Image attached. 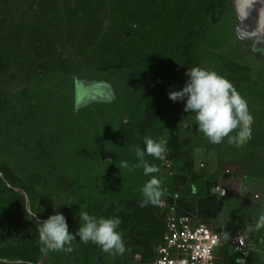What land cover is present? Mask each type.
<instances>
[{"label":"rangeland","instance_id":"rangeland-1","mask_svg":"<svg viewBox=\"0 0 264 264\" xmlns=\"http://www.w3.org/2000/svg\"><path fill=\"white\" fill-rule=\"evenodd\" d=\"M249 1L0 0V264L146 261L168 215L197 210L234 177L253 185L252 198H216L202 222L230 238L253 234L264 264V228L249 230L264 214V2L250 10ZM193 67L226 78L247 102L254 121L242 146L210 143L184 102L168 98ZM78 81L106 82L114 101L75 111ZM145 136L167 137V154L146 156L163 195L141 207L151 177L117 166L137 162ZM57 211L72 233L80 211L119 218L125 251L79 237L70 253L42 251L39 220Z\"/></svg>","mask_w":264,"mask_h":264},{"label":"clouds","instance_id":"clouds-1","mask_svg":"<svg viewBox=\"0 0 264 264\" xmlns=\"http://www.w3.org/2000/svg\"><path fill=\"white\" fill-rule=\"evenodd\" d=\"M185 85L178 91H169L168 98L175 102H184V111L195 114V123L212 144H220L226 137L229 144L242 146L251 139L254 117L248 111L247 102L241 97L233 84L215 71L200 67L188 69ZM115 99L109 90V85L104 81L85 83L77 82V97L74 110L79 111L91 103H111ZM238 130V131H237ZM235 133V135H232ZM145 147L135 148L137 162L129 164L122 160L117 166L129 172L142 168L143 173L151 178L141 189L145 198L141 207L148 203H160L161 181L153 175L160 171L155 164H150L146 156L164 159L167 154V137L158 140L150 136L144 138ZM111 161V159L107 160ZM111 164V163H109ZM80 226L75 233L69 231L66 217L61 212L50 215L46 220H39V241L43 245L42 251L72 252L71 244L79 240L98 245L105 253L122 254L125 251L122 234L117 231L122 221L117 217H100L90 215L87 211H80ZM260 230L264 228V214H261L253 225L249 227ZM238 264H245L240 261Z\"/></svg>","mask_w":264,"mask_h":264},{"label":"built area","instance_id":"built-area-1","mask_svg":"<svg viewBox=\"0 0 264 264\" xmlns=\"http://www.w3.org/2000/svg\"><path fill=\"white\" fill-rule=\"evenodd\" d=\"M215 192L222 198L227 196V189L222 186H216ZM229 244L238 253L239 261L249 255L248 234L239 233ZM221 246V236L208 225L194 223L186 215L170 214L154 255L128 264H219L216 253Z\"/></svg>","mask_w":264,"mask_h":264},{"label":"crops","instance_id":"crops-1","mask_svg":"<svg viewBox=\"0 0 264 264\" xmlns=\"http://www.w3.org/2000/svg\"><path fill=\"white\" fill-rule=\"evenodd\" d=\"M218 185L227 189V196L226 197L222 198L217 193L215 194L216 197L209 196V195H207V196L203 195L199 199V202L197 205V208H198L197 210L193 209L191 211H188L190 213H188L186 210V212H180L178 214L191 217L193 219L194 223H199V222L203 223L202 221H205V217H206L205 211L207 210V208H209V206H211V204L213 202L216 203V198L225 200V204L227 206L232 205V204L235 205L236 203H239L241 201H247V200L251 199L252 195L255 191V188L252 187L253 185L249 181L241 180L238 177H234L233 179L224 181L223 183L218 184ZM191 213H194V214H191ZM195 215H197V216H195ZM227 216L229 217L230 215H227ZM227 216H223L224 219L227 218ZM197 217H200L202 219L200 220ZM224 222H225V220H224ZM209 227L221 236L222 246L218 249V251L216 253L217 261L219 264H238V262H240V261L245 262V264H257L259 252H258V249H256V251L253 252V250H255V249H253L254 248L253 234H248V243L251 247L249 255L245 259L239 261L238 253L229 244V241L233 237L238 235L239 233L238 234L235 233L230 238L226 235L225 227H221V226L216 225L214 223H211ZM226 250L227 251L230 250V252H231V258L230 259L228 258L227 254L223 255V252ZM261 251H263V250H261Z\"/></svg>","mask_w":264,"mask_h":264},{"label":"water","instance_id":"water-1","mask_svg":"<svg viewBox=\"0 0 264 264\" xmlns=\"http://www.w3.org/2000/svg\"><path fill=\"white\" fill-rule=\"evenodd\" d=\"M249 2L250 4L248 8L251 10L253 7L255 8V6L257 7L263 6L264 0H250ZM45 258L47 259V256H45ZM41 264H43V261L41 262Z\"/></svg>","mask_w":264,"mask_h":264}]
</instances>
